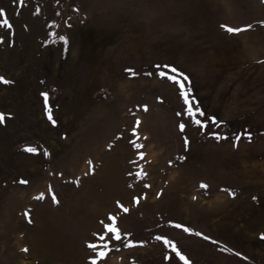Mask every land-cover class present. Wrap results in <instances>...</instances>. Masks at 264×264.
Wrapping results in <instances>:
<instances>
[{
    "label": "rangeland",
    "instance_id": "374dc122",
    "mask_svg": "<svg viewBox=\"0 0 264 264\" xmlns=\"http://www.w3.org/2000/svg\"><path fill=\"white\" fill-rule=\"evenodd\" d=\"M0 10V264H264V0Z\"/></svg>",
    "mask_w": 264,
    "mask_h": 264
},
{
    "label": "snow or ice",
    "instance_id": "6c2138e0",
    "mask_svg": "<svg viewBox=\"0 0 264 264\" xmlns=\"http://www.w3.org/2000/svg\"><path fill=\"white\" fill-rule=\"evenodd\" d=\"M18 3L21 4V5H23V4L25 3V0H18ZM3 16H4L3 10H0V20H2ZM3 24H4V25H8L9 22L6 21V20H4V21H3ZM222 28H225V30H226L228 33H230V34H233V33H239V32H241V31L247 30V29H240V28H236V29H234V28H231V27H228V26H225V25H222ZM248 28H251V25H249ZM60 38L63 39V37H60ZM164 67L168 68L169 66H164ZM129 71H132V70H129ZM170 71H171V72H174V73L177 72V70L174 69V68H170ZM159 75L163 77V76L166 75V73H164V72H160ZM178 75H182V74H178ZM169 79H172L174 82L179 83L181 89H183V87H184L183 83L177 81L176 76H171V77H169ZM184 79L186 80L187 77H184ZM0 82H3V83H5V84L9 83L8 81L4 80V78H2V77H0ZM181 94H182V96L185 98V103H186V104H189V101H188V99H187L188 93L182 91ZM42 95H45V98H46V100H47V96H46V94H42ZM144 107H145V110H146V106H144ZM186 111H187V114H188L189 116H191V117H195L197 114H199V115H203V113H202V112H199L198 109H193V108L191 107L190 104H189V107L186 109ZM178 115H179V113H178ZM50 118H51V117H50ZM4 119H5L4 114L0 113V122H3ZM193 122H194L195 124L201 126L202 128H203V127H206V124H205L204 122L200 121L199 119H194ZM179 128H180L181 131H183L184 128H185V125H184V124H180V125H179ZM185 143L187 144V140L185 141ZM138 147H142V145H141V146H138ZM28 151H33V149L29 148ZM141 158H143L142 154H141ZM136 175L139 176L140 174H139V173H136ZM19 182H20V183H27V181H19ZM146 187H147V185H146ZM207 187H208L207 185L201 184V188H203V189L206 190ZM135 199H136V198H134V200H135ZM194 199H195V197H194ZM254 199H255V198H254ZM53 201L55 202V196H54V195H53ZM123 210H124L125 212L128 211V209H126V208L123 209ZM110 219H112V220L114 221L115 218H114V217H110ZM176 227L179 228V227H181V226H180V225H176ZM108 230H109V231H112V232L114 233V235H113V237H112L113 239H115V240H117V241L121 240V235L119 234L118 229H115V228H109ZM184 230H185V231H189V229H187V228H185ZM196 235H197V236H200L201 234H200V233H196ZM100 239H104V237L101 236ZM156 239L159 240L160 237H156ZM205 239H207V238L205 237ZM261 239H264V234H262ZM165 243H167V241H165ZM128 246H130V245H128V244L125 245V247H128ZM89 247H90V248H93V247H96V245H89ZM103 247H107V245H104ZM25 251H27V249H25ZM100 255H103V253H101ZM180 259H181V260H184V257L181 256ZM93 264H95V261L93 262Z\"/></svg>",
    "mask_w": 264,
    "mask_h": 264
}]
</instances>
